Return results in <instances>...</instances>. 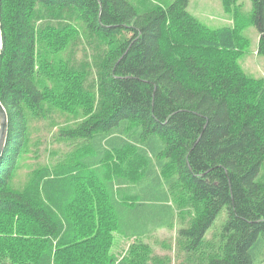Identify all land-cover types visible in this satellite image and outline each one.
<instances>
[{"label":"trees","instance_id":"1","mask_svg":"<svg viewBox=\"0 0 264 264\" xmlns=\"http://www.w3.org/2000/svg\"><path fill=\"white\" fill-rule=\"evenodd\" d=\"M222 1L228 11L236 2ZM250 2L264 56V0ZM188 3L1 0L0 251L13 264H138L148 249L117 260L113 232L145 236L176 214L184 249L195 251L222 211L220 253L206 264H264V85L229 59L234 30L207 29ZM81 31L98 49L97 95L79 86L85 67L61 56ZM76 104L82 122L58 137L78 143L77 157L13 188L31 123Z\"/></svg>","mask_w":264,"mask_h":264},{"label":"rangeland","instance_id":"2","mask_svg":"<svg viewBox=\"0 0 264 264\" xmlns=\"http://www.w3.org/2000/svg\"><path fill=\"white\" fill-rule=\"evenodd\" d=\"M134 6L142 4L145 0H129ZM187 10L207 29L214 30L221 27H231L236 35L237 49L229 57L235 61L242 73L250 79L264 85V56L258 53L259 32L251 20L252 6L250 0H236L231 10L228 11L222 0H189ZM163 49L167 50L165 46ZM98 51L95 41H88L84 33H80V40L75 46L68 49L62 58L73 56L79 65L85 67L80 70L82 81L79 86L86 92L97 95L94 75L95 54ZM217 52H211L213 56ZM226 59V54L216 55ZM93 63V64H92ZM89 66V67H88ZM70 112L53 111L52 121H33L31 123L27 153L22 156L16 170L11 186L15 189L22 188L31 177V172L40 166L57 165L68 158H76L78 143H68L59 139V130L75 126L83 120V110L78 104ZM55 110V109H52ZM126 160L122 163L125 164ZM257 181L264 182V161L261 165ZM85 185V184H84ZM81 183L79 189L84 187ZM84 193H87L84 191ZM82 198V193L79 198ZM175 208V207H174ZM174 216L172 225L166 229L156 230L140 237H125L113 232V239L109 253L117 260L130 258L131 252L137 247L148 251L145 260H138V264H206L209 257L220 253V229L225 221L226 212L222 211L207 232L204 245L195 251H186L184 244L178 237V231L186 225V221ZM143 252V254L145 253ZM139 256H142L140 251ZM0 264H13L4 251H0ZM21 264H31L30 262ZM134 264V263H133Z\"/></svg>","mask_w":264,"mask_h":264},{"label":"water","instance_id":"3","mask_svg":"<svg viewBox=\"0 0 264 264\" xmlns=\"http://www.w3.org/2000/svg\"><path fill=\"white\" fill-rule=\"evenodd\" d=\"M1 5V0H0ZM0 51H1V40H0ZM8 136V117L7 113L0 102V160L2 158Z\"/></svg>","mask_w":264,"mask_h":264}]
</instances>
